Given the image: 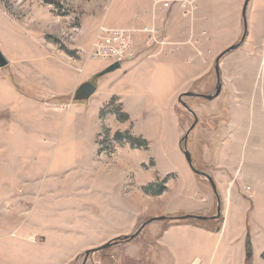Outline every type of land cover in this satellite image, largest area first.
Masks as SVG:
<instances>
[{
  "label": "rangeland",
  "instance_id": "1",
  "mask_svg": "<svg viewBox=\"0 0 264 264\" xmlns=\"http://www.w3.org/2000/svg\"><path fill=\"white\" fill-rule=\"evenodd\" d=\"M108 7L109 0H0V52L8 62L0 68V264H84L86 252L134 235L152 218L186 215L181 204L210 200L211 215L201 216L217 214L210 183L180 149L194 117L179 98L175 145L149 149L135 145L113 115L94 113L97 91L74 100L81 85L98 90L108 75L99 76L108 61L89 54L99 27L113 28L103 20ZM247 26L243 45L220 61V96L183 99L199 120L188 151L195 169L214 180L222 208L217 220L181 222L218 231L227 212L246 206L264 222V0H251ZM216 83L214 68L202 94H213ZM232 141L240 183L238 174L226 176L233 152L220 159ZM150 225L85 264H150ZM254 234L248 264H264L254 257L264 251V225Z\"/></svg>",
  "mask_w": 264,
  "mask_h": 264
},
{
  "label": "crops",
  "instance_id": "2",
  "mask_svg": "<svg viewBox=\"0 0 264 264\" xmlns=\"http://www.w3.org/2000/svg\"><path fill=\"white\" fill-rule=\"evenodd\" d=\"M154 1L109 0L103 20L113 28L140 30L153 21ZM244 2L201 0L191 15H183L178 6L173 7L157 21V39H165L173 45L150 46L142 34H137L134 57L119 70L106 75L102 87H98L94 113L103 110L115 98L129 116L127 122L121 123L133 136L145 139L148 149L154 144L173 147L181 123L176 99L196 86L198 93L205 91L217 55L234 45L243 33ZM108 67L109 62L101 68ZM229 144L231 150L226 152L222 147L220 159L223 161L226 153L233 152L229 159L231 175H226L233 177L238 174L235 166L239 151L236 152L238 148L233 141ZM211 202L181 204L179 210L209 216L214 203ZM255 204L258 205V201ZM259 209L258 205L256 210L260 215ZM250 214L247 206L240 213L227 212L220 231L190 222L152 224L156 240L151 243L150 264H248L247 241L251 239L254 243L256 224L264 225V222L256 223ZM263 253L259 250L254 254L256 262H263Z\"/></svg>",
  "mask_w": 264,
  "mask_h": 264
},
{
  "label": "water",
  "instance_id": "3",
  "mask_svg": "<svg viewBox=\"0 0 264 264\" xmlns=\"http://www.w3.org/2000/svg\"><path fill=\"white\" fill-rule=\"evenodd\" d=\"M250 2H251V0H245L244 5H243V10H242L243 34H242L241 40L239 41V43L232 45L231 47L224 50L215 60L214 68L216 71L217 83H216L214 93L210 94V95H203V94L187 92V93L181 94L179 96V99H178V102L194 117V123L192 124L190 129L187 131L184 138L181 140L180 147L183 151L184 157H185L186 162H187L189 168L191 169V171L194 174L205 178L210 183V185L213 189V192L216 196V199H217V214L215 216H212V217H206V216H201V215H196V214H186V215H183L180 217H156V218H152V219L146 221L145 223H143L134 235L126 236L124 238H120V239H116L114 241H110L109 243H107V244H105L99 248H96V249H93V250L86 252L84 264L87 261L88 257L93 253L100 252V251L106 250L108 248H112L117 244L130 243L136 237L139 236V234L144 230V228L146 226H148L152 223L163 222V221L181 222V221H192V220L193 221H199V222H209L212 220H217L221 217L222 204H221V199H220V196H219V193L217 190V186H216L214 180L208 174L195 169L193 161H192V156H191V154L187 148L188 138H189L190 134L192 133V131L198 125L199 120H198V117L196 116V114L186 105V103L183 101V99L190 97V98H202V99H205L208 101H213L220 96V94L222 92L223 84H222L221 70H220L219 64H220V61L222 58H224L225 56H227V55L231 54L232 52L236 51L237 49H239L243 45L244 41L246 40V37L248 35L247 10H248ZM7 65H8V62L6 61V59L4 58L2 53L0 52V68H5ZM120 68H121V65L119 63H115V64L111 65L110 67H108L106 69V71L101 73L99 76H104L106 74H110L112 72L119 70ZM96 91H97V87L93 83H91V82L84 83L76 91L74 100L75 101H87L96 93Z\"/></svg>",
  "mask_w": 264,
  "mask_h": 264
},
{
  "label": "built area",
  "instance_id": "4",
  "mask_svg": "<svg viewBox=\"0 0 264 264\" xmlns=\"http://www.w3.org/2000/svg\"><path fill=\"white\" fill-rule=\"evenodd\" d=\"M201 0H155L154 17L151 24L140 30L107 28L101 25L94 38L90 50L91 59H104L113 65L131 60L134 57L136 35L142 34L148 45H173L170 41H159L157 36L159 28L157 21L169 12L173 7L178 6L183 15L193 14Z\"/></svg>",
  "mask_w": 264,
  "mask_h": 264
},
{
  "label": "trees",
  "instance_id": "5",
  "mask_svg": "<svg viewBox=\"0 0 264 264\" xmlns=\"http://www.w3.org/2000/svg\"><path fill=\"white\" fill-rule=\"evenodd\" d=\"M116 101L118 103V100L117 99H112L105 108H103V111L101 113V115H107V114H111V115H114L117 120L119 122H127L129 120V116L124 112V109L122 107L121 104L118 103V107L117 108H114L113 105H112V102ZM132 140L134 141V143H136L135 145H138L142 148H147L148 147V143L145 139L141 138V137H132ZM134 145V146H135ZM148 192L151 191L150 188L147 189ZM154 194H158V193H155ZM247 249H248V257L250 256L249 252V240H248V243H247ZM263 258H264V254H263Z\"/></svg>",
  "mask_w": 264,
  "mask_h": 264
}]
</instances>
